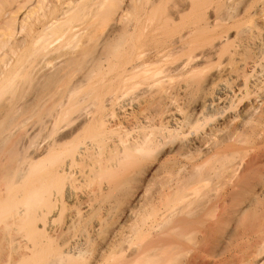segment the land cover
I'll use <instances>...</instances> for the list:
<instances>
[{
    "label": "bare ground",
    "instance_id": "1",
    "mask_svg": "<svg viewBox=\"0 0 264 264\" xmlns=\"http://www.w3.org/2000/svg\"><path fill=\"white\" fill-rule=\"evenodd\" d=\"M0 264H264V0H0Z\"/></svg>",
    "mask_w": 264,
    "mask_h": 264
},
{
    "label": "rangeland",
    "instance_id": "2",
    "mask_svg": "<svg viewBox=\"0 0 264 264\" xmlns=\"http://www.w3.org/2000/svg\"><path fill=\"white\" fill-rule=\"evenodd\" d=\"M219 2L221 3V5L223 4V8L227 9L230 14L232 13L234 0H219ZM228 2H229V4H228ZM210 12H211V10H209V8H208L206 10V15H205V13H203L204 17L205 18L206 17L209 18V13ZM241 25H242L241 28L244 29V31H245L242 35H237V31L238 30L235 27V25H233L232 21H223V22L219 23V29L217 28L214 32L210 33V35H216V34H218L221 40H223V39L226 40V37H227L228 45H227V48H226L227 49V52L222 53V54L220 52L219 53H215L212 56L209 55L208 58H207L208 59V62L200 65V67H199L200 69H204V71H205V74L203 73L204 75L202 76L203 81H205V80L209 81L208 82L209 83V86H207V88H206L207 89V93H210V90L209 89H210L212 83H216L220 79H225V78L231 80V75H233L234 72H235V70L237 69V67H238V59L240 58V56L242 54V52L240 51V49L237 46L239 44H243L244 46H247L246 39H247L248 33L250 31L249 28L250 27L251 28L253 27V24L249 20H247V19H243ZM147 38L150 39V40H146ZM151 39L152 38H150V37H146V38H143L142 41L143 40H146L148 42V41H151ZM146 41H143V42L145 43ZM152 41H154V40L152 39ZM145 44H148V43H145ZM145 44H144V46H145ZM154 44H155V42H153V44L152 45L150 44V45L153 46ZM155 46L156 45H154V47ZM145 47L149 48L148 45L145 46ZM151 49H152V47H151ZM148 50L149 49H147V51ZM143 51H144V49H143ZM214 57L217 60H215ZM218 66L221 67L220 70H217V68H219ZM210 67H212V68H210ZM228 68H230V69H228ZM206 69L209 70V71H207ZM216 70H217V72H216ZM218 71H220V72L218 73ZM214 74H216V75H214ZM218 76H219V78H216ZM175 97H176V100H175L176 106L182 107L183 105H186V102L188 100V96L184 95L182 91L177 90L176 93H175ZM180 102H182L183 104L180 103ZM231 106L232 105L230 104L229 105V108H228V105H227V108H226V110L227 109L229 110V113L227 112L229 115L226 112L224 113L225 110L223 111L224 114L222 112H219L216 115V117L213 118V120L215 119L214 121H217V122H214L213 121L214 122L213 123V122H211L212 121L211 120L210 121L211 123L208 122L209 124H205L203 126V128L204 127L206 128V126H207L208 129H209L211 127H214V126H217V125L223 123V121L221 122L222 118L224 119V121H226V119H229V116L231 117L230 111L233 109L231 111L232 114L235 111L234 110V107L232 106L233 107L232 108ZM220 115L222 116L221 120H220V117H221ZM223 115H225V116L223 117ZM149 117H150V119H154V118L156 119L158 117H163V116H162V113L161 112H156L155 111L154 113H151L149 115ZM151 117H153V118H151ZM218 119H219L220 122L218 121ZM200 123H202V122H200ZM216 123H218V124H216ZM205 128L204 129L201 128L202 129L201 131L202 132H205ZM199 130L194 129L193 132H195V133L198 132L199 133ZM206 130H207V128H206ZM171 155H175V154L174 153L173 154H170L169 157ZM163 159H167V154H165V155L164 154H161V155L158 156V161H157V163L155 165L154 172L159 170L160 161H162ZM164 203H165V199L164 198H160V199H156L155 200V205H156V208L158 209V213L160 215H162L164 213V211H165L164 208H163L164 207Z\"/></svg>",
    "mask_w": 264,
    "mask_h": 264
}]
</instances>
